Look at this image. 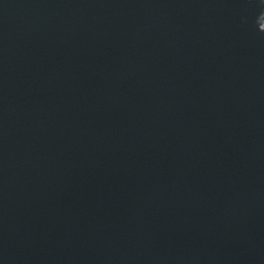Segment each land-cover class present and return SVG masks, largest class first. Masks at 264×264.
Instances as JSON below:
<instances>
[{
    "label": "water",
    "instance_id": "obj_1",
    "mask_svg": "<svg viewBox=\"0 0 264 264\" xmlns=\"http://www.w3.org/2000/svg\"><path fill=\"white\" fill-rule=\"evenodd\" d=\"M262 13L0 0V264H264Z\"/></svg>",
    "mask_w": 264,
    "mask_h": 264
},
{
    "label": "clouds",
    "instance_id": "obj_2",
    "mask_svg": "<svg viewBox=\"0 0 264 264\" xmlns=\"http://www.w3.org/2000/svg\"><path fill=\"white\" fill-rule=\"evenodd\" d=\"M261 24H264V13H262L258 19V30L261 32V33H264L260 30V25Z\"/></svg>",
    "mask_w": 264,
    "mask_h": 264
}]
</instances>
